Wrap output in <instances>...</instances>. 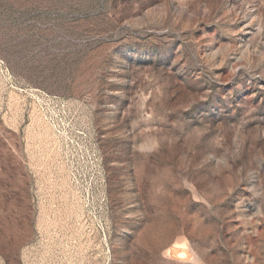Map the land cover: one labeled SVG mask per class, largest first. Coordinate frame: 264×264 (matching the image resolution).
I'll return each mask as SVG.
<instances>
[{
  "label": "rangeland",
  "instance_id": "obj_1",
  "mask_svg": "<svg viewBox=\"0 0 264 264\" xmlns=\"http://www.w3.org/2000/svg\"><path fill=\"white\" fill-rule=\"evenodd\" d=\"M0 264H264V0H0Z\"/></svg>",
  "mask_w": 264,
  "mask_h": 264
},
{
  "label": "clouds",
  "instance_id": "obj_2",
  "mask_svg": "<svg viewBox=\"0 0 264 264\" xmlns=\"http://www.w3.org/2000/svg\"><path fill=\"white\" fill-rule=\"evenodd\" d=\"M139 149L142 150L143 149V146H139Z\"/></svg>",
  "mask_w": 264,
  "mask_h": 264
}]
</instances>
